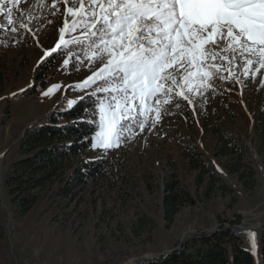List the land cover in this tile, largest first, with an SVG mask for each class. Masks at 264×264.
Instances as JSON below:
<instances>
[{
  "label": "rangeland",
  "instance_id": "rangeland-1",
  "mask_svg": "<svg viewBox=\"0 0 264 264\" xmlns=\"http://www.w3.org/2000/svg\"><path fill=\"white\" fill-rule=\"evenodd\" d=\"M32 4L27 0L21 7L27 10ZM36 15L41 16L39 8ZM43 16L32 24L35 36L25 34L16 40L15 34L0 31V41L5 42L0 43L4 75L0 84V264H152L193 242L199 245L200 239L215 231L239 236L260 264L264 162L254 131L264 99L259 75L254 82L245 81L242 95L239 86L218 85L215 94L209 91L206 99L196 101L195 112L184 101L181 109L169 105L177 114L164 116L155 129L146 128L107 153L94 149L88 157L104 158L106 172L79 190L69 208H56L45 197L18 217L6 177L20 156L24 132L52 112L71 107L86 94L75 86L101 66L90 69L87 61L65 66L63 53L46 57L45 51L59 40L63 17L53 16L48 7ZM56 84L60 90L43 94ZM217 127L238 143L232 155H219ZM231 161L239 163L244 176L229 168ZM250 168L255 172L252 186ZM214 175L213 189L207 194ZM168 179L191 191L194 198L171 223L165 219L163 205ZM249 229L255 231V249Z\"/></svg>",
  "mask_w": 264,
  "mask_h": 264
},
{
  "label": "snow or ice",
  "instance_id": "snow-or-ice-1",
  "mask_svg": "<svg viewBox=\"0 0 264 264\" xmlns=\"http://www.w3.org/2000/svg\"><path fill=\"white\" fill-rule=\"evenodd\" d=\"M25 3L0 0V31L16 40L35 36L32 24L48 7L63 26L45 56L63 53L65 66L101 65L75 86L84 93L92 88L88 98L95 96L92 119L86 118L98 126L88 140L92 149L107 153L155 129L164 116L177 114L169 105L181 109L180 101L195 112L196 101L218 85L239 86L242 95L245 81L259 75L264 87V0H51L50 6L33 0L27 10ZM248 235L255 249V231Z\"/></svg>",
  "mask_w": 264,
  "mask_h": 264
},
{
  "label": "trees",
  "instance_id": "trees-1",
  "mask_svg": "<svg viewBox=\"0 0 264 264\" xmlns=\"http://www.w3.org/2000/svg\"><path fill=\"white\" fill-rule=\"evenodd\" d=\"M3 76L0 67V84ZM91 93L81 96L83 99L80 97L69 108L52 112L43 122L24 132L20 141V156L6 177L18 217L25 216L45 197L51 199L54 207L67 209L77 198L79 190L104 176V158L88 157L94 152L88 140L98 129L96 123L86 122V118L88 121L92 119L95 96L89 99ZM261 95L264 98V92ZM96 119L98 121V116ZM254 128L257 149L264 162V99ZM214 133L220 156L235 153L239 145L233 141L231 133L223 132L218 127ZM232 161L229 168L244 176L239 163ZM250 176L252 182L249 185L252 186L255 172L251 168ZM215 180L214 175L208 184L207 194L212 191ZM163 200L164 216L168 223L174 221L184 206L194 202L191 191L181 188L174 179L166 181ZM143 225L144 220L140 226ZM198 242L199 245L193 242L186 250L175 251L152 264H258L253 252L230 231L216 232ZM260 264H264V244Z\"/></svg>",
  "mask_w": 264,
  "mask_h": 264
},
{
  "label": "water",
  "instance_id": "water-1",
  "mask_svg": "<svg viewBox=\"0 0 264 264\" xmlns=\"http://www.w3.org/2000/svg\"><path fill=\"white\" fill-rule=\"evenodd\" d=\"M247 231H250V229L249 230H247ZM247 231H245V230H234V232L236 233V234H242V233H246ZM216 232V231H215ZM214 232V233H215ZM214 233H211V234H209V235H206V237H208V236H211L212 234H214Z\"/></svg>",
  "mask_w": 264,
  "mask_h": 264
}]
</instances>
